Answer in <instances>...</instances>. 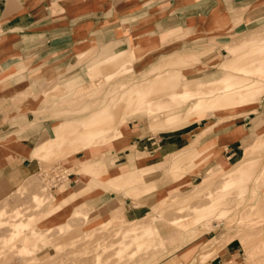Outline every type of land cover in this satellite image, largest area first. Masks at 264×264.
Returning <instances> with one entry per match:
<instances>
[{
	"label": "rangeland",
	"instance_id": "rangeland-1",
	"mask_svg": "<svg viewBox=\"0 0 264 264\" xmlns=\"http://www.w3.org/2000/svg\"><path fill=\"white\" fill-rule=\"evenodd\" d=\"M30 2L28 1L27 3ZM52 9L53 11L61 9L58 2L52 5ZM249 9L240 10L241 13H239V10H232L230 14L225 12L224 8L218 7L210 16L205 18L204 26H202L203 16H199L201 18H199V27L197 29L194 18L189 17L188 27L185 29L183 27L170 29L164 35L163 33L156 35L150 31L148 35H154V39H147L146 48L142 51L133 52L131 50L130 39L132 34L130 35L127 29L120 30L118 39L115 40L106 38V40L108 39L107 41L99 43L87 39L85 40L87 45L83 48L84 50L74 51L75 62L82 67L84 74L69 81L56 79V73L52 72V70L50 73V70L44 65L43 61H35V58L29 61H22L17 67L6 69L2 72L1 75L5 77L3 80L15 77V75H17L19 80H22L13 84L14 88L19 85L20 97H17L16 93L15 97L9 99L10 103H12V110L20 109L26 116L28 129H32L28 133L33 134L38 132L37 135L41 134L38 141L46 139L47 144L45 143L44 146L37 148L36 143L38 141L35 143L37 135L31 138L30 142L33 150L28 153V157L41 158L42 168L27 180H31L29 183L32 182L29 188H27V185L25 186V183L28 184V182H25L26 179L23 178H20L15 184L1 185L0 210L6 209L5 205L7 204L11 206L7 205V207L9 206L8 209L20 206L22 212H24L22 219L34 217V221H37L41 217V214L44 213L41 210H45L48 204H43L44 206L42 207L44 208H37V202H34L32 199L31 193L33 191L36 192L44 189L41 192L47 194L46 196L55 198L66 189L68 192L90 182L91 186L87 191H92L95 187L101 185L105 190H115V192L123 194L125 197H139L155 189L159 191L161 193L160 199L159 201L156 199L155 205L152 206V210L145 220L153 221V223L157 224L158 230L163 232L164 236L167 234L165 233L166 231L179 229L171 224L172 221L169 220L176 216L187 217L188 227L198 226L192 228L197 229V232L186 235L182 240L165 238V242L160 244L159 233L155 231L152 241L148 240V238L144 239L143 242H139L141 245L138 246L139 243L136 245V240L134 239L135 241L126 247L125 243L132 239H130V236H124V231L128 227V224L124 223V218L118 215L121 213L123 205L121 204L120 208L114 207V205L110 209L107 208L110 217H99L97 220L98 214L94 207L84 202L85 207H82L86 209L85 211H88V219L78 220L80 217L85 216V214H82V208L79 207L80 209L78 210L80 212L76 214L77 216H74L75 220L73 221V225L78 223L79 230L74 226L71 230L70 228H68L69 230L66 229V232L64 229L63 231L59 230V227L57 229L58 224L65 220L67 221V216L70 214L69 211H67L66 217L62 221L58 220L54 224H51L49 222V215H45L42 220L37 221L35 226L33 225L35 228H56L57 235L62 236L59 239L60 244L56 246L55 243H45L42 239L38 240L39 248L36 246L37 250L34 251L38 259L34 264H94L95 262V264H120L123 261L122 259L128 260V262L132 260V264L136 262V264H190L188 260L180 263V260H184V258L188 259L186 252L189 250V247L195 244L198 245V248L190 255L192 257L204 245H211V242L217 236L224 238L231 237L237 242L239 241L241 246L236 256L232 258L224 257L222 260L223 264H263V163L254 164V171L251 169L253 172L250 175L249 181H245L240 186H234V188H232V185H224V178L220 173L223 169H228L232 166L243 155L246 146L261 145L259 140L264 138V83H261L259 88L257 87L251 93L245 92L246 94L243 95L241 104L239 100L228 103L223 108L229 109L227 110L228 113L223 111L216 112V110L221 109L222 102H219L217 103L219 105H214L212 108L209 106L203 110L208 115L206 118L189 124L180 129V131L175 132L179 133L181 130L191 131L190 133L194 135L190 138L187 145L193 146L198 150L196 152L198 154L194 155L196 163L192 167L178 173L171 170H169L170 173L168 170L163 173H161L162 171L159 172L161 173L159 175H162L158 179L160 188H158L159 186L155 182H147L150 176L141 175L139 172H135L133 176H129L125 180H120L116 183L110 182L111 184L106 180H100V183H98L92 178L95 172H106L109 170L111 166L108 165V168L106 167L109 159L113 166L123 165L127 161L121 159L115 162L116 155L108 158H95L94 154L106 152L108 149L124 151L128 147L131 152L135 148L139 150L144 148L145 144L143 143L120 146L121 143L126 142L129 138L126 134L129 127L134 124H143L149 130L150 135L155 136V139H160L163 134L170 132H160V130H157L162 124L166 123V117H183L186 115L189 107L184 102L182 103L181 100L174 102L171 106L156 108L152 112H149L146 106L138 109L133 107L122 120L121 117L127 109V107H124L125 102H123L125 97L132 95L134 97L141 96L142 93L147 92V87L153 86V93L149 96L153 97L160 94L159 99H161V97H165L164 91L170 89V87L179 88L183 81H194L192 85H196L198 80H200L202 81L200 84L203 89L210 86L215 88L216 86H224L229 82V78L234 82L237 72H242L239 68H250L251 70L248 73L245 71L242 73L255 74L256 65L264 64V12L262 16L249 17L247 15ZM151 17L152 19L155 18L154 16ZM223 19H230L229 21L221 22L220 25H222L223 30L220 29L221 32L210 34L216 30V23ZM132 38L139 39L140 37L134 36ZM179 51L186 55H195L197 58L193 56L194 58L190 59L193 64L186 68H183L184 64L175 65L173 68L165 65L164 62L168 59L167 57ZM33 60L39 62L40 72H38L39 69H31L30 64ZM236 67L239 70L235 69ZM74 68H77L78 71V67ZM170 72L173 73V76L176 75L173 82L162 79L161 76L167 75ZM6 84L12 86L9 81ZM165 100L169 101L167 97ZM235 106L241 107L238 108V111L232 112ZM253 107L257 108V110L252 112V114L249 109ZM110 125L114 126L115 129L120 128L123 133L121 134L122 138L115 139L110 134L112 131ZM89 127L91 129L110 127L111 130L107 133V143H104V140L94 142L95 145L86 150L82 149L83 146L81 145L72 144L71 137L75 134H81ZM239 127L242 128L241 137L236 143L238 147H233L237 153L234 156H230L231 153L227 145L238 138L234 137L233 133ZM14 143L15 140L1 142L0 151L8 152L7 149L12 147ZM259 148V146L256 147L257 153H261V148ZM37 149H39V152H37ZM257 153L256 155L261 157L262 154L258 155ZM147 156H149L148 153ZM167 157L168 154L164 155L163 153L156 160L163 161ZM208 171H210L212 177L204 189L205 191L190 199L189 202H182L189 199V189L199 184ZM72 172L73 174H79L76 185H74L75 181L70 182L67 175ZM97 175L100 176L99 173ZM21 186H25V191L21 189ZM242 187L247 188L243 189ZM219 193L225 194L223 203L219 205L220 210L204 218L205 220L202 219L206 221L205 223L202 221L198 223L197 220H194L196 212L189 205L200 207L208 201L212 194L219 196ZM175 200H177V203ZM162 202L164 205L158 209V206ZM181 206L182 208L179 209ZM112 212L116 215H112ZM156 213L158 216L155 215ZM4 215L0 216V219L6 217L7 214ZM94 220H96V224L92 227L93 229L91 228V231L90 227L86 225ZM103 221H106L104 225ZM109 221L110 223H108ZM80 222H83L81 223L83 225H80ZM80 226H82L81 229ZM1 227L0 264L30 263L31 256L23 255L25 253L20 251L21 249L18 251L19 244L21 242L24 244L22 240L17 241V245H14L13 249L10 244H1V238L4 239L9 234L7 226H3L2 224ZM84 229H88L89 231L86 233L85 230L83 233ZM53 232L55 233L50 232L49 235L55 234L56 238V230ZM80 233L82 235L72 241V238ZM85 233L86 235H84ZM192 235H195L196 238L191 240L193 242L190 243L191 241L189 242L188 239L195 237ZM203 235L204 237L208 235L209 239H205L207 238L205 237L200 241ZM27 238L32 241L33 235L30 233ZM52 238L54 239V237ZM183 241L188 242L183 243ZM243 242L248 244L249 247L247 249ZM48 244L52 246L48 247ZM120 245L124 250L120 248ZM28 247L32 249V244H29ZM155 247L157 249H154ZM170 248L173 249L169 251ZM139 249L141 250L139 251ZM134 250L135 252H133ZM180 251H182L181 254L175 256L171 261L164 263L171 254ZM202 251L204 250L202 249L196 254L199 260H193L191 264H196L195 261L199 263L204 261L200 254ZM118 252L120 253L119 255ZM223 255L224 252L222 250ZM153 258H155L154 261L147 262ZM135 260L137 261L135 262ZM162 260L163 262H160Z\"/></svg>",
	"mask_w": 264,
	"mask_h": 264
},
{
	"label": "crops",
	"instance_id": "crops-1",
	"mask_svg": "<svg viewBox=\"0 0 264 264\" xmlns=\"http://www.w3.org/2000/svg\"><path fill=\"white\" fill-rule=\"evenodd\" d=\"M28 1L31 2L27 3ZM57 2L60 3L61 9L53 11L52 5ZM218 7L224 8V11L230 14L232 10H239L241 13L240 10L250 8L247 14L249 17L262 16L264 0H0V143L5 140H18L20 144L29 148V150L26 149V152L18 149V147H10L7 149L8 152L0 151V187L4 184H15L20 178H29L42 168L41 158L28 157V153L33 150L30 140L38 132L28 133L32 129L27 127L26 116L20 109L12 110V103L9 100L11 97H15L16 93L17 97H20L19 85L14 88L13 84L22 80H19L17 75L3 80L5 78L1 75L3 71L17 67L22 61L35 58V61H43L50 73L51 70L54 71L56 79L69 81L84 74L82 67L75 62L74 51L84 50L87 39L99 43L104 42L106 38L115 40L118 39L120 30L127 29L132 37L143 36L145 37L143 40H153L154 35H148L150 31L156 35L161 33L164 35L170 29H177L178 27L185 29L188 27L189 17L194 18L197 29L199 18H201L199 16H203L202 26H204L205 18L210 16ZM151 16L155 18L152 19ZM229 20L218 21L215 26L216 30L210 34L221 32L220 29L223 30L222 25H220L221 22ZM35 61L33 60L30 64L32 70L39 69V62ZM74 67H78V71ZM8 81L12 86L6 84ZM180 129L167 132L160 139H155V136L150 135L149 130L143 124H134L126 132L127 137H129L128 140L121 143L120 146L145 144L141 151H147L149 156H145L139 166L149 167L162 162L156 158L162 156L163 153L167 155L189 144L188 141L194 135L190 133L191 131L182 130L175 133ZM40 135L35 137V143L39 140ZM240 137L227 145L231 153L230 156L237 153L233 147H238L236 143ZM129 152L128 147L124 151L108 149L106 152L97 153L93 156L95 158H108L116 155L115 162H118L121 159L127 160ZM126 163L127 161L124 164ZM108 165L111 167L104 172L106 174L120 166V164L113 166L110 159L107 161V168ZM159 174L161 173H152L147 182H158L159 177L161 178ZM69 175L70 182L75 181L74 185H76L79 174L72 172ZM103 175L105 174L102 173ZM90 191L85 192V197L82 199L66 206L65 210L71 213L76 205L86 202L94 207L98 214V218H96L98 220L99 217H110L107 208L110 209L113 205L119 207L122 204L124 214L118 215L124 218V221H140L151 212L156 199L159 201L161 195L155 189L139 197H125L115 190H105L101 185ZM111 214L116 215L113 212ZM80 235L82 233L74 236L71 240L78 239ZM196 236L188 239V241L190 242ZM202 237L200 241L205 237H207L205 239H209L208 235ZM183 238L181 236L179 240ZM188 241H183V243ZM196 245L189 247L186 252L188 259L184 258V260H180V263L188 260V263L191 264L193 260H199L196 254L203 249L204 251L200 254L204 261L202 263L195 261L196 264H223L224 257L232 258L241 249L239 241L232 239L207 259L205 258L210 252L207 247L210 245H204L201 250L198 249L195 255L190 257L198 248ZM181 252L171 254L164 263L171 261Z\"/></svg>",
	"mask_w": 264,
	"mask_h": 264
},
{
	"label": "bare ground",
	"instance_id": "bare-ground-1",
	"mask_svg": "<svg viewBox=\"0 0 264 264\" xmlns=\"http://www.w3.org/2000/svg\"><path fill=\"white\" fill-rule=\"evenodd\" d=\"M58 5H59V8H61L60 3H58ZM143 38H145V37L142 36L139 39L131 38L130 46L132 47L131 50L133 52L142 51L143 49L146 48V42H145L146 40L145 39L143 40ZM193 56H195V55H186L183 52L179 51V52H176V53L168 56L167 57L168 59H166L165 60L166 62H164V63H165V65H169L172 68L175 65L184 64L183 68H186V67H190V65L193 64L190 60L191 58H194ZM195 58H197V57L195 56ZM235 69H238V67H236ZM239 69L242 72L245 71L246 73H248L251 70L250 68H239ZM166 70H171V69H166ZM255 70H256L255 74L254 73L253 74H245L242 72L241 73L237 72V75H235L236 78L234 79V82L232 80H230V78H229L228 79L229 82H227L228 84L226 83V85H224V86H216V88L213 86H210L208 88L203 89L202 85L200 84V83H202V81H200V80H198V83H196V85H192V83H194V81H192V82L191 81H183L181 83V86H179V88L170 87V89L164 91L163 93L165 94V97H161V99H159L160 94H157L156 96H153V97L149 96L151 93H153L152 92L153 86H151L149 88L147 87V92L142 93L141 96L134 97V95H132L129 97H125L123 102H125L124 107H127V109L125 110V113H123L121 119L123 120V118H125L126 113L131 111L133 109V107H136L138 109V108H142L143 106H146V107H148V111L152 112L156 108H161L162 106H165V107L171 106L174 102L181 100L182 103L184 102V104L189 106L187 109L186 115H184L183 117L182 116H180V117L167 116L166 117L167 118L166 123L162 124V126L159 129H157V130H160V132L178 130L181 127H185L189 124L199 122V120L206 118V116H208V115L205 114V112L203 110L207 109L209 106H210V108H212L214 105H219L217 103L222 102L220 108L223 109L226 107V105L228 103L234 102V100H239V102L241 104V102L243 101L242 97L244 94L251 93L257 87L259 88V85L261 83H264V64H262V63L257 64ZM159 74H162V73H159ZM156 75H158V74L156 73ZM161 77H162V79H164L166 81L173 82L176 75L173 76V73L170 72L169 74L161 76ZM225 79H227V77H225ZM170 86H173V85H170ZM221 89H223V90H221ZM166 97L169 99V101L165 100ZM170 102H171V104H169ZM239 107H241V106L233 107L232 112L238 111ZM221 109L216 110V112L223 111V112L228 113L227 110H229V109H223V110H221ZM249 110L252 113V112L256 111L257 108L253 107V108H250ZM230 114H231V112H230ZM169 115H171V114H169ZM109 116L111 117V115H109ZM227 116H228V114H227ZM110 130H111L110 127H107V128L106 127H100V128H96V129H91L90 127L86 128L81 134H77V135L75 134L73 137H71L72 138L71 139L72 144L81 145V146H83L82 149L86 150V149H90V147L94 146L95 145L94 142H99L101 140H104L105 141L104 143H107V141H108V134L107 133ZM240 133H242L241 127L237 128V130L235 129V131L233 133L234 137H239ZM110 134L113 135L115 137V139H119V138H121V136H122L121 134H123V133L120 130V128L115 129V127L113 126ZM43 139H44V137H43ZM7 143H9V142H7ZM45 143L47 144L46 139H44L42 141L40 140L36 143V147L37 148L42 147L45 145ZM259 143H261V145L257 144L256 146H246L244 148L243 155L238 160H236V162L232 166H230L228 169L222 170V172L220 174L223 175L224 183H225L224 185H232V188H234V186L237 187V186H240L241 184H243L245 181H249L250 175L254 171L253 170L254 164H258V163L262 162L263 168H264V153H263L264 152V138L260 139ZM258 146L261 148V153H257L256 147H258ZM12 147H14V148L18 147V149H21L23 152H25L26 149L29 150V148H26L24 146V144H20V141H18V140H15V143L12 144ZM133 148H134V146H133ZM197 151L198 150L195 149L193 146L185 145V146L181 147L180 149H178L174 152L168 153L167 159H164L162 162H160L156 165H152V166L143 168V167L138 166V164L142 160L145 159V156H147V152L146 151L144 152V151H141V150L135 148L127 154L128 159H127L126 164L117 166L115 169L109 171L107 174L102 172V171L97 172L100 174V176H98L97 173L95 172L92 175V178L94 180H96L98 183H100V180H102V181L106 180L107 182H109V184H111V183H116L120 180H125L129 176H133L135 172L136 173L139 172V174L141 173V175L144 174V175H148L150 177L152 176L151 174L154 172H161L162 171L161 173H163V172H166V170H168V171L171 170L173 172L178 173L182 170H186V169L192 167L196 163V157H195L196 155L195 154H198V153H196ZM37 152H39V149H37ZM256 153L258 155L262 154L261 157L257 156ZM101 172L105 175L102 176ZM169 173H170V171H169ZM206 174L207 175L204 177V179L199 184L194 185L189 189L190 190V191H188V192H190L188 195L189 199L184 200L182 202H186V201L189 202L190 199L194 198L197 195H200V193L205 191L204 189L207 187L208 182L210 181V179L212 177L210 171H208ZM28 179L29 178H26V181H25V182H28V184H26L24 182L25 186L27 185V188L31 187V185H32L31 184L32 182L29 183L31 180L27 181ZM155 183H157L158 186L160 184L159 182H155ZM25 186H23V187L21 186L22 187L21 189H23V190L26 189V188H24ZM90 186H91V184H90V182H88L85 185H81V186L77 187L76 189H73V191L67 192V189H66V190L62 191L61 194H59V196H56L55 198L51 197V196H46L47 194H45L44 192H41L44 189H41V191H36V192L33 191L31 193L33 196L32 199L34 200V202H37V205H38L37 208L44 206L43 204H48L45 207L46 211L44 209L41 210L44 213L41 214V217L38 218V220H40V219L42 220L45 217V215L46 216L49 215V217H50L49 222H51V224H54L58 220L62 221L64 219V217H66L65 216L67 213V211L65 210L66 206L70 205L71 203H73L76 200H79V199H82L83 197H85V194H86L85 192H87V190ZM160 187L161 186H159L158 188H160ZM223 188H225V187H223ZM242 188L246 189L247 187H242ZM21 189H20V191H21ZM224 196H225V194H222V193H219V196L217 194H212L209 197L208 201L205 202L204 204H202L200 207H194L192 205H189L190 208H193V210H195V212H196V214L194 216V220H197L198 223L199 222L201 223V221L205 223L206 221H204L205 220L204 218L208 217L209 215H213L215 213V211L220 210L219 205L223 203ZM175 202L177 203V200H175ZM182 202H180V203H182ZM7 205H9V204H7ZM7 205H5L7 210L6 209L0 210V216L7 214L6 217H4L5 216L4 215L3 216L4 218L0 219V224L1 225L3 224V226L8 227L7 231H9V234H7V235L5 234L6 236L4 237V239L1 238V240H2L1 244H3V243H4V245H5V243L10 244L11 248L13 249V246L17 245V241L22 240L24 242V244H22V242H21L22 245L19 244L20 248L18 247V251L21 249L20 251H23L25 253L23 255H25V256L30 255L31 256V258H32L30 260L31 262L30 263L26 262L27 264H34L37 261L38 256L34 254V251L37 250L36 246H38V248H39L38 242L41 239L45 243L46 242L55 243V246H56V245L60 244L59 239L62 237L61 235L60 236L57 235L58 227H59V230L63 231V229H64L65 232H66V229H68V228H70V230H71L73 226L77 227V228L79 227L78 223L77 224L75 223L73 225V223H74L73 221L75 220L74 216H77L76 214L78 212H80L78 210V209H80L79 207H81L83 212H85V213L82 212V214H85V216L81 215L82 217H80V218L77 217V218H79L78 220L82 221V220L88 219V215H89L88 211H85L86 209H83V207H82V206L85 207L84 202H81L79 205L74 207L72 212L67 216V221L65 220L62 223L57 225V229L53 228V227L52 228H50V227H46V228L37 227V228H35L34 226L37 224L38 220L34 221L35 220L34 217H32L30 219H22V217H24V212H22L20 206L12 207V209H8V207L10 205L8 207H7ZM163 205H164V203L162 202L158 206V209H160L161 206H163ZM182 206L179 207V209H181ZM189 206H187V207H189ZM42 208H44V207H42ZM123 211H124L123 208H121L120 214H122ZM155 215L158 216L157 213ZM153 217H155V216H153ZM77 218H76V221H77ZM71 219H73V220H71ZM111 219H112V217H111ZM202 219H204V220H202ZM144 220H145V218L140 220V221H128V222L123 221L124 223L128 224V227H126L125 231L123 230L125 232V233L123 232L124 236L125 237L130 236L131 237L130 239H132L126 243L124 241L126 247L129 244L133 243L135 240H136V242H135L136 245L140 241L143 242L144 239H147V238H148V240L152 241V239H154L153 233L155 231H158V233H159L160 244H163V242H165V238L170 239V240L171 239L176 240V239H179V237L181 238V236L183 238V237H186V235H191L194 232L198 231L197 229H192V228H196L198 226L188 227L189 223H188V221H186L187 217L185 218L184 216H176L174 218L169 219L172 221L171 224L175 225L179 229H177V230L171 229L172 231H166L165 233H167V234L165 236H164L163 232H160L158 230V227L156 226L157 224L153 223V221H146V220L144 221ZM104 222H106V221H103V225H104ZM81 223H83V222H80V225H83ZM108 223H110V221ZM95 224H96L95 222H92V223L87 224L86 226L90 227V230L92 231V229H93L92 227ZM1 225H0V227H1ZM75 225H77V226H75ZM81 227L82 226H80V229H81ZM88 229H84L83 233L85 232V230L87 233V231H89ZM54 230H56V235H57L56 238L54 236L55 234L49 235L50 232L55 233V232H53ZM59 230H58V232H59ZM77 230H79V228ZM81 232H82V230H81ZM30 233L33 235V238H31L32 241L30 239H29L30 240L29 241L27 238L30 235ZM60 233H61V231H60ZM86 233L84 235H86ZM63 234H65V233H63ZM50 236H51L52 240L50 239ZM30 237H32V236H30ZM52 237H54V239ZM122 238H121V240H122ZM232 239L233 238H231V237H225V238L222 236L215 237L214 240L211 242L210 247H207L210 250V252L205 259L211 257L213 255L212 253L218 251L221 246L222 247L225 246L226 243L231 241ZM27 242L30 245L32 244V249L28 247L29 244L27 245ZM243 244L245 245L246 249L249 247L247 243L243 242ZM125 245H123V246H125ZM140 245L141 244L139 243L138 246H140ZM155 245H157V244L155 243ZM51 246L52 245L48 244V247H51ZM120 248H121V245H120ZM143 248H142V250H143ZM173 248H170L169 251ZM154 249H157V247H155ZM122 250H124V249H122ZM140 250L141 249H139V251ZM18 251H17V253H19ZM133 252H135V250ZM86 253H87V251H86ZM97 253H98V251H97ZM102 253H103V251H102ZM119 254L120 253L118 252V255ZM124 255H125V253H124ZM129 256H130V254H129ZM93 259H95V258H93ZM126 259H128V258H126ZM263 259H264V256H263ZM122 260L123 261L120 264H132V262H133L132 260H129V262H128V260H125V259H122ZM154 260H155V258L149 259L147 262H152ZM28 261H29V259H28ZM97 261H99V260H97ZM136 261L137 260H135V262ZM26 263H24V264H26ZM100 263H102V262H100ZM105 263H107V262H105ZM112 264H114V263H112ZM263 264H264V260H263Z\"/></svg>",
	"mask_w": 264,
	"mask_h": 264
},
{
	"label": "built area",
	"instance_id": "built-area-1",
	"mask_svg": "<svg viewBox=\"0 0 264 264\" xmlns=\"http://www.w3.org/2000/svg\"><path fill=\"white\" fill-rule=\"evenodd\" d=\"M51 173V172H50ZM68 176H70L69 174H67Z\"/></svg>",
	"mask_w": 264,
	"mask_h": 264
}]
</instances>
